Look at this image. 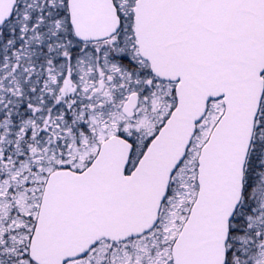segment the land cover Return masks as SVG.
I'll use <instances>...</instances> for the list:
<instances>
[{
	"label": "snow or ice",
	"instance_id": "snow-or-ice-1",
	"mask_svg": "<svg viewBox=\"0 0 264 264\" xmlns=\"http://www.w3.org/2000/svg\"><path fill=\"white\" fill-rule=\"evenodd\" d=\"M0 264H264V0H0Z\"/></svg>",
	"mask_w": 264,
	"mask_h": 264
}]
</instances>
